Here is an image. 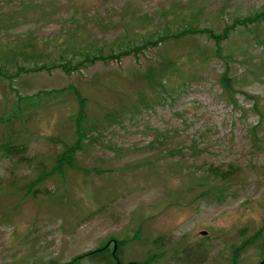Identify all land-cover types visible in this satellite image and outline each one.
<instances>
[{"label": "rangeland", "instance_id": "obj_1", "mask_svg": "<svg viewBox=\"0 0 264 264\" xmlns=\"http://www.w3.org/2000/svg\"><path fill=\"white\" fill-rule=\"evenodd\" d=\"M261 9L264 0H0V66H51L0 77V115L14 120L0 123V139L23 145L0 151V264H64L117 241L124 264H262L264 22L234 21ZM97 51L77 67L79 53ZM72 87L93 140L26 193L35 162L50 169L60 141L76 137Z\"/></svg>", "mask_w": 264, "mask_h": 264}, {"label": "trees", "instance_id": "obj_2", "mask_svg": "<svg viewBox=\"0 0 264 264\" xmlns=\"http://www.w3.org/2000/svg\"><path fill=\"white\" fill-rule=\"evenodd\" d=\"M234 21L242 24L245 27L247 25H250V24H257L258 25V24L264 22V9H261L257 12H254L252 15L244 17L240 21H237V19H235ZM185 30H187V29L180 30V32H178V35L184 34ZM189 33H190V31H189ZM163 39H164L163 36H159L157 38V40H154L153 44H156V43L162 41ZM149 40H151V39L150 38L144 39V41L146 43H149L150 42ZM26 49H28V48H25L24 46L13 49L14 53H13L12 59L17 60V59L21 58L22 54L25 52ZM96 53L99 56H96V55L91 56V54L89 52L79 53V55L81 56L82 59L76 60V63H78L77 67H80V66L87 67L90 63H92L93 59H97L96 57L101 58V53L99 51H97ZM191 54H189V55H191ZM73 56H74V58L77 57L76 55L72 54L71 57H73ZM68 61H69L68 66L73 65L72 64L73 60L63 58L62 61H60V62H64V63H61L60 67L65 72L70 73L71 68L66 66L67 64H65ZM171 65L172 64H166V65L158 66V68H156V67L155 68H148L147 71L144 72L145 79H147L151 83L152 82L154 83L155 79L158 78V75L161 74L162 71H166L167 69H169L168 67H170ZM44 66L48 67V68L51 67V66H48L47 63H44L43 65L42 64L41 65L35 64V68L33 66L31 68H26L23 65H17L13 72H9V70L6 69L4 66H0V77H3L6 80H8L9 82H11L12 78L14 77L15 74L19 75L20 72H25V71H29V70H31V71L39 70V69L44 68ZM165 66H167V67H165ZM166 72H168V71H166ZM161 78L162 77H160V79ZM222 81L224 82L223 86L225 87L226 90H228V88L231 87L230 79L226 75H224V76H222ZM72 89H73L74 97L77 101V110L72 117V122H73V126H74V133H75L76 137L70 144L64 142L63 140L60 141V143H61L60 149L56 152L53 165L50 169H47V166L42 165V163L39 161L35 162L36 169L38 170V174L32 181L24 184L23 187L25 188L26 193L33 191L34 186H36L37 184H39L43 180L47 179L52 174H54V173L63 174L66 167H72L73 164L75 163V154L78 151H81L82 149H84L85 141L86 140H93V137H91V133L94 129H93V123L88 117V113H87V109H86V105H87L86 98L84 96H82L76 88L72 87ZM16 95H17L18 100L27 101L29 103V105L33 106V101L32 102L29 101V100H31L30 98H25L26 96H21L18 93H16ZM37 96H38V94H37ZM40 98H38V99L40 100ZM39 103L41 104V101L37 102L38 105H40ZM43 104H45V102H43ZM16 109H17L15 111L16 113L20 112L22 114V108L20 106H18ZM12 114H13V112L9 113L7 115L4 114L5 116H7L6 118L4 117L3 114H1L0 115V123H3L6 127L7 126L11 127V125H13V121H14ZM13 133H14V130H13V128H11V134H13ZM22 146L23 145L20 144L18 141H16L12 137V135H10L9 137H4V138L0 139V151L6 152V153H9L12 155L21 153ZM214 173H215V176H217V177H223V174L221 172L215 171ZM254 240H255V238L253 236L249 237L246 241L243 242V244L240 247L246 245V243H248L249 241L253 242ZM121 243H122V241L115 242L113 245V248L111 250L108 249V244H106V245H103L101 247L95 248L93 250L86 251L84 253H81V254L74 256L67 263H69V264H80L84 259H88V260L102 261L105 264H124L123 261L121 260V254H120V248H121L120 244ZM263 263H264V259L262 260V264ZM52 264H60V263L54 262ZM127 264H134V263L128 262ZM142 264H148V260H145Z\"/></svg>", "mask_w": 264, "mask_h": 264}, {"label": "water", "instance_id": "obj_3", "mask_svg": "<svg viewBox=\"0 0 264 264\" xmlns=\"http://www.w3.org/2000/svg\"><path fill=\"white\" fill-rule=\"evenodd\" d=\"M65 264H69V263H65Z\"/></svg>", "mask_w": 264, "mask_h": 264}]
</instances>
